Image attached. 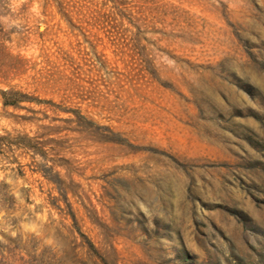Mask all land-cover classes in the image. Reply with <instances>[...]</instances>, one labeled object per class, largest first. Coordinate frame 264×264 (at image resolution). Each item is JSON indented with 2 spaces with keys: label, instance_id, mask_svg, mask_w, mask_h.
Returning <instances> with one entry per match:
<instances>
[{
  "label": "rangeland",
  "instance_id": "obj_1",
  "mask_svg": "<svg viewBox=\"0 0 264 264\" xmlns=\"http://www.w3.org/2000/svg\"><path fill=\"white\" fill-rule=\"evenodd\" d=\"M61 1L0 3V264H264V0Z\"/></svg>",
  "mask_w": 264,
  "mask_h": 264
},
{
  "label": "trees",
  "instance_id": "obj_2",
  "mask_svg": "<svg viewBox=\"0 0 264 264\" xmlns=\"http://www.w3.org/2000/svg\"><path fill=\"white\" fill-rule=\"evenodd\" d=\"M8 1L9 0H0V3L1 4H4V5H7L8 4ZM47 1V0H46ZM49 2V0H48ZM57 4H58V7L60 8L61 11H63L62 13H67V8L69 9V7H66L68 6L69 3H66V1H61V0H56ZM69 2V1H68ZM64 3L66 4V6H64ZM114 6L115 8L122 12L123 11V7L125 8V10L127 9V2L126 0H119V2H115L114 1ZM125 5V6H123ZM107 16V15H106ZM105 17V15H99L97 17H95V22L99 21V20H103V18ZM99 19V20H98ZM22 95L23 93L19 90H14V89H8V90H5V91H2V96H3V99H4V104L5 105H17L18 103L21 102L22 100ZM2 138H5V136H2ZM26 138V136H25ZM29 141H32L33 139H30L28 138ZM12 144V143H11ZM16 144L18 145H24L25 147H28V148H35L37 147L36 145L37 144H31V142H16ZM10 145V144H9ZM3 187H4V199L7 201V200H10L12 199V195H10L9 191H8V185L7 183L3 182ZM6 197V198H5Z\"/></svg>",
  "mask_w": 264,
  "mask_h": 264
}]
</instances>
